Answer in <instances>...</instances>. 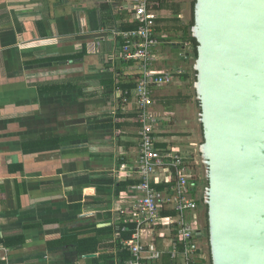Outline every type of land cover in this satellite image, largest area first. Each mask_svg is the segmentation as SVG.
I'll return each mask as SVG.
<instances>
[{"label": "crops", "instance_id": "obj_1", "mask_svg": "<svg viewBox=\"0 0 264 264\" xmlns=\"http://www.w3.org/2000/svg\"><path fill=\"white\" fill-rule=\"evenodd\" d=\"M133 10V0H0V240L12 244L0 243L7 250L0 264L121 263L117 228L136 224L119 210L135 206L131 188L139 183L140 124L134 104L122 110L119 88L140 78L139 65L121 59L119 34L137 24ZM152 11L160 42L155 71L192 70L183 67L192 53L181 35L190 21L187 0H167ZM184 88L171 98L153 88V115L162 112L154 109L158 103L190 97ZM163 111L159 126L168 130L157 128L156 135L168 148L174 113ZM57 137L64 140L58 146H40ZM129 182L135 184L118 193ZM110 227L98 253L80 255L73 247L72 236ZM166 230L146 229L145 241L166 250ZM107 254L113 258H101ZM169 261L164 255L155 264Z\"/></svg>", "mask_w": 264, "mask_h": 264}, {"label": "water", "instance_id": "obj_2", "mask_svg": "<svg viewBox=\"0 0 264 264\" xmlns=\"http://www.w3.org/2000/svg\"><path fill=\"white\" fill-rule=\"evenodd\" d=\"M190 33L211 261L264 264V0H196Z\"/></svg>", "mask_w": 264, "mask_h": 264}, {"label": "built area", "instance_id": "obj_3", "mask_svg": "<svg viewBox=\"0 0 264 264\" xmlns=\"http://www.w3.org/2000/svg\"><path fill=\"white\" fill-rule=\"evenodd\" d=\"M152 0H133L137 28L119 34L123 62L139 65L140 78L133 93L121 92L123 111L135 105L136 119L140 124V150L136 175L139 183L131 188L135 206L119 210L120 217L137 226L132 239L123 242L131 258L120 264H155L168 255L175 264H208L207 254L200 245L204 223L200 201L202 188L199 182V162L196 155H183L174 148L163 146L165 139L157 136L161 123L152 113L155 105L153 88L182 81L188 70L174 69L158 72L154 69L155 50L160 42L153 31L155 16L151 10ZM122 100V101H121ZM163 177V180H158ZM165 186L160 190L157 186ZM173 213L174 215H167ZM146 229L164 230L169 235V246L161 250L154 243L145 241ZM166 230V231H167ZM0 246V253L6 252Z\"/></svg>", "mask_w": 264, "mask_h": 264}, {"label": "trees", "instance_id": "obj_4", "mask_svg": "<svg viewBox=\"0 0 264 264\" xmlns=\"http://www.w3.org/2000/svg\"><path fill=\"white\" fill-rule=\"evenodd\" d=\"M196 0L192 1L191 4V8H192V14H191V19L189 21L188 24H186L185 26L181 27L182 30V38L185 42H188L191 46H192V53H191V57L192 59L197 57V42L195 39L191 38V33H190V29L191 27L194 25V5H195ZM166 3L167 0H152V5H151V10H161L163 8L166 7ZM181 7V6H180ZM179 11L176 12V14H178ZM137 24L136 23H132V24H128V26L124 29V31H130V30H134L137 28ZM86 56V52L83 53L81 55L82 58H84ZM131 63V62H130ZM135 63V62H134ZM190 73H194L192 70H189L187 75L183 76L182 79L187 82L190 79ZM108 86L109 85H113V82L107 83ZM138 84V81H123L122 84H120L119 88L121 90V92L124 94L125 92H130L133 93L134 90L136 89ZM122 101V100H121ZM196 104L199 106V104L196 102ZM121 119H125L124 117H120ZM201 131H202V127H201ZM64 140L60 139L59 137L54 138L52 140L46 141V142H40V146H58L59 144H61ZM106 182L113 184L114 182L112 180H106ZM134 182H129V183H120L118 185V193H120L123 190L128 189L130 186L134 185ZM158 189L162 190L165 188V186H159L157 187ZM200 206L202 208L206 209L205 212V219H203V223H204V228L205 231H207V234L209 233V224H208V210L207 207H205L203 205V200L201 199L200 201ZM117 230L119 231L120 237L117 241V246H118V254L117 257L118 259L121 261V263L126 262L127 260H129L131 258V255L129 253V251L125 250L122 243L125 241H130L132 239V236L134 234V232L136 231V226L134 224H129V225H122L119 226L117 228ZM97 236H89V237H85V238H80V236L78 235H74L72 236L73 238V247L76 248L78 250V253L80 255H87V254H95L98 253L99 250H101L103 248L102 246V242L100 240L101 237H103L104 235H110L112 234V228H106V229H102L100 231H96ZM71 237V236H69ZM79 237V238H78ZM1 244L6 245L7 247H11L12 244L10 245L8 243V241L6 240H0ZM23 244V239H21L19 241V245ZM206 254H207V263L209 262L210 264H212L211 261V254H210V249H209V243L207 244V248H206ZM102 259H109V258H113L111 255L107 254V255H103L101 256ZM209 258V259H208ZM170 264H175L172 261H169Z\"/></svg>", "mask_w": 264, "mask_h": 264}, {"label": "rangeland", "instance_id": "obj_5", "mask_svg": "<svg viewBox=\"0 0 264 264\" xmlns=\"http://www.w3.org/2000/svg\"><path fill=\"white\" fill-rule=\"evenodd\" d=\"M129 1V0H128ZM193 0H187L188 2V11L186 13L185 19L188 21L191 19V14H192V8H191V4H192ZM193 62L194 60L191 59L188 64H186L185 66H183L184 68H189L190 66H193ZM173 69V68H171ZM188 71L190 69H187ZM190 80L188 81V83L186 84L183 81H180L178 79L175 80L174 82L170 83L169 85L166 86H161L160 90L162 93L166 94L168 96V98H171L173 96V94L177 93L175 90L176 88L180 87V86H184L186 88V90L188 92H190V97H186L185 100H183V102H177L175 104H167V105H160L159 103L156 105V107L154 108L155 110L157 109H161V111H159L158 113H156L157 118H159L161 120V113L165 114V112L163 110H167L169 111L168 113H174L173 114V122H174V128L172 129L173 131L171 132L170 135L166 136V139L168 140L169 145L171 146V148H174L177 152H181L183 155H196L198 157L197 154V149L198 146L200 144H202V132H201V126H199L198 124V114L200 112L199 110V106L196 104V97H195V93L193 91V83L195 81V76L194 73H192ZM183 82V85H182ZM184 88V90H185ZM182 90V89H181ZM185 90V91H186ZM172 95V96H171ZM183 96V94H182ZM169 105V106H168ZM168 106V107H167ZM159 109V110H160ZM169 115V114H168ZM164 117V116H163ZM159 130H168V128L166 127H160L158 126ZM173 134H180L179 137L174 136ZM199 173L201 174V169L200 167L198 168ZM203 181L200 183L199 182V187L202 186ZM203 239L200 240V245H202L205 249L207 248V244L209 242L208 240V234L207 231H203ZM209 259V258H208ZM208 264H210L208 262Z\"/></svg>", "mask_w": 264, "mask_h": 264}, {"label": "flooded vegetation", "instance_id": "obj_6", "mask_svg": "<svg viewBox=\"0 0 264 264\" xmlns=\"http://www.w3.org/2000/svg\"><path fill=\"white\" fill-rule=\"evenodd\" d=\"M203 181V180H202ZM201 181V182H202ZM205 186H206V183L203 181V183H202V186H201V188H202V191L204 190V188H205ZM204 205V204H203ZM205 212H206V209L205 208H202V217L205 219Z\"/></svg>", "mask_w": 264, "mask_h": 264}]
</instances>
